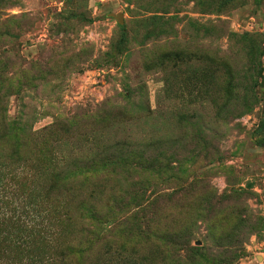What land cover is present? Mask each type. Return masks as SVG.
Instances as JSON below:
<instances>
[{
  "label": "rangeland",
  "instance_id": "rangeland-1",
  "mask_svg": "<svg viewBox=\"0 0 264 264\" xmlns=\"http://www.w3.org/2000/svg\"><path fill=\"white\" fill-rule=\"evenodd\" d=\"M4 118L53 264H264V0H0Z\"/></svg>",
  "mask_w": 264,
  "mask_h": 264
},
{
  "label": "trees",
  "instance_id": "trees-1",
  "mask_svg": "<svg viewBox=\"0 0 264 264\" xmlns=\"http://www.w3.org/2000/svg\"><path fill=\"white\" fill-rule=\"evenodd\" d=\"M1 129L0 139L2 140L4 151L7 155H2L0 157V164H2L7 157H11L12 154H15L13 155L15 158L21 155L24 148L30 143V141L25 140L27 136L24 138L27 130L29 136L35 135L33 127L31 128L30 125L29 128V125L23 121L8 123L4 118V123L0 125V130ZM7 145L16 146L20 152L11 154L8 152L9 147ZM54 159L55 158H52V160ZM79 162L83 163L81 160ZM53 163L55 162L53 161ZM31 170L35 172V166L31 165ZM59 173L60 172H58V174ZM55 177L57 178V176ZM1 179L0 176V181ZM12 180L18 182V179L15 177ZM10 189L12 190H8L9 192H15V188L11 187ZM9 192H7V197L4 200L6 201V205H0V264H53L52 260H54V253L51 252V249L53 248V250L58 251L62 246L54 248L50 245L51 243L47 242V235H49V231H47L48 225L46 226L44 224V218L35 210L29 198L31 197V193H21L19 196L22 198L21 203L14 204L13 200L10 199ZM19 197L17 200H19ZM88 212L89 214H85V216L91 220V223L86 225L85 231L86 234L93 235L92 243H94L95 247L102 244L107 239L114 227L112 229L103 227L99 231L98 227H94L93 224L94 222H102L106 214L99 209L88 210ZM122 222L126 225L125 219ZM50 233L51 237L54 238L55 233L51 231ZM155 236H157L156 233L150 230L145 231L144 237L147 240L152 242ZM156 238L164 239V237ZM63 247L68 251V254L65 256L68 260L73 257L72 255H75L83 261L84 254L88 249H91L90 246L87 250L80 249L70 242Z\"/></svg>",
  "mask_w": 264,
  "mask_h": 264
}]
</instances>
